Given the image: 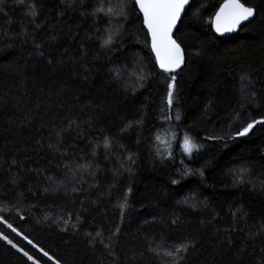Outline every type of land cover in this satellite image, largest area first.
I'll return each instance as SVG.
<instances>
[{"label":"trees","instance_id":"16d2710c","mask_svg":"<svg viewBox=\"0 0 264 264\" xmlns=\"http://www.w3.org/2000/svg\"><path fill=\"white\" fill-rule=\"evenodd\" d=\"M222 2L178 25L169 110L134 0H0V219L59 264H264V125L239 136L264 119V0L224 39ZM0 264L31 261L0 240Z\"/></svg>","mask_w":264,"mask_h":264},{"label":"snow or ice","instance_id":"6c2138e0","mask_svg":"<svg viewBox=\"0 0 264 264\" xmlns=\"http://www.w3.org/2000/svg\"><path fill=\"white\" fill-rule=\"evenodd\" d=\"M188 5L189 0H134V8L138 9L139 14L142 15L143 27L147 29V34L151 39V52L155 56V64L162 73H174L185 63V50L173 38V32L181 21L182 16L186 14L185 10ZM256 15V6L249 4L247 0H243V2L242 0H223L217 10L213 12L210 24L218 35L223 36L237 31L241 25L251 22ZM111 42V39L105 41L106 44H110ZM175 88L176 76L172 75L170 82H167L166 91V104L169 110L173 108ZM175 118L177 120L180 119L178 113ZM256 124L264 125V119L248 123L239 132V136L248 135ZM181 148L185 154L191 156L195 145L189 137L185 136ZM172 183L176 184L177 181L173 180ZM126 206L127 201L125 198V203L120 204L119 207L123 210ZM3 222L0 221V223ZM6 226L17 236H21V233L12 227L11 224H7ZM21 239L26 240L27 244L35 248L37 252H40L52 264H59L58 260L54 259L47 251L37 247L31 239L23 236H21ZM0 240H4L10 244L17 252H20L27 260L31 261V264H39V261L30 255L28 251L18 247L5 235L0 234ZM183 250L186 251V249ZM177 251H182V249H177Z\"/></svg>","mask_w":264,"mask_h":264},{"label":"water","instance_id":"95a60500","mask_svg":"<svg viewBox=\"0 0 264 264\" xmlns=\"http://www.w3.org/2000/svg\"><path fill=\"white\" fill-rule=\"evenodd\" d=\"M191 1L192 0H189V5H190V3H191ZM188 5V6H189ZM188 6L186 7V9L188 8ZM137 11H138V9H137ZM186 11V10H185ZM139 13V12H138ZM140 15V14H139ZM141 16V18H142V15H140ZM183 17V16H182ZM182 19V18H181ZM180 23V22H179ZM179 23L177 24V27H176V29L174 30V32H173V38H174V36H175V33H176V30H177V28H178V25H179ZM250 22H247L246 24H244V25H241V27H240V29L242 28V27H244L245 25H248ZM212 27V26H211ZM145 29V31H146V33H147V29L146 28H144ZM240 29H238L237 31H235V32H232V33H227V34H225V35H223V36H220V35H218L214 30H213V28H212V30H213V32H214V34L218 37V38H221V39H224V38H228V37H231L232 35H234V34H236ZM148 35V34H147ZM148 38H149V48H150V51H151V39H150V36H148ZM175 39V38H174ZM152 53V52H151ZM152 56H153V58H154V61H155V56H154V54L152 53ZM185 64V63H184ZM157 66V65H156ZM184 67V65L181 67V68H179V69H177V71L176 72H174V73H167V74H169V75H176L178 72H180V70L182 69ZM157 68H158V70L160 71V69H159V67L157 66ZM161 72V71H160ZM242 137V136H241Z\"/></svg>","mask_w":264,"mask_h":264},{"label":"rangeland","instance_id":"374dc122","mask_svg":"<svg viewBox=\"0 0 264 264\" xmlns=\"http://www.w3.org/2000/svg\"><path fill=\"white\" fill-rule=\"evenodd\" d=\"M0 221H2V220L0 219ZM0 224L3 225L7 230H9L10 233H11L13 236H15V237L18 238L20 241H22V242H23L28 248H30L32 251H34L37 255L41 256V258H43L44 260H46L48 263L52 264V262L49 261V260H47L46 257H43V256L41 255L40 252H37L35 248H32L31 245L27 244L26 240L21 239V236H17L14 232H12L11 229H9V228L6 226L7 224H6L5 222L0 223Z\"/></svg>","mask_w":264,"mask_h":264}]
</instances>
